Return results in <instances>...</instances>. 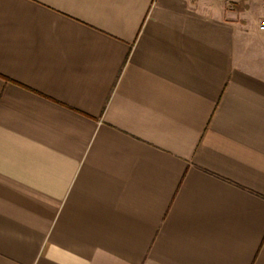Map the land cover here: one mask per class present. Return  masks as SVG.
Segmentation results:
<instances>
[{
	"label": "crops",
	"instance_id": "obj_1",
	"mask_svg": "<svg viewBox=\"0 0 264 264\" xmlns=\"http://www.w3.org/2000/svg\"><path fill=\"white\" fill-rule=\"evenodd\" d=\"M262 0H0V264H264Z\"/></svg>",
	"mask_w": 264,
	"mask_h": 264
},
{
	"label": "built area",
	"instance_id": "obj_2",
	"mask_svg": "<svg viewBox=\"0 0 264 264\" xmlns=\"http://www.w3.org/2000/svg\"><path fill=\"white\" fill-rule=\"evenodd\" d=\"M262 1H263V6H264V0ZM258 25L261 30H264V8H263V13L259 19Z\"/></svg>",
	"mask_w": 264,
	"mask_h": 264
}]
</instances>
